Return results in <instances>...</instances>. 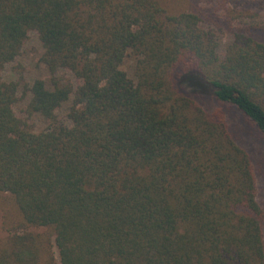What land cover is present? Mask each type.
<instances>
[{
    "label": "trees",
    "instance_id": "1",
    "mask_svg": "<svg viewBox=\"0 0 264 264\" xmlns=\"http://www.w3.org/2000/svg\"><path fill=\"white\" fill-rule=\"evenodd\" d=\"M254 9L0 0V264H264L258 177L227 114L264 141V24H238ZM203 23L232 35L223 58ZM31 31L48 79L5 81ZM20 92L43 129L16 115Z\"/></svg>",
    "mask_w": 264,
    "mask_h": 264
},
{
    "label": "rangeland",
    "instance_id": "2",
    "mask_svg": "<svg viewBox=\"0 0 264 264\" xmlns=\"http://www.w3.org/2000/svg\"><path fill=\"white\" fill-rule=\"evenodd\" d=\"M253 17L250 19H242L238 24L246 25L249 22L255 21L261 24H264V9L252 10ZM246 23V24H245ZM205 28L210 29L215 32L216 38L219 44L218 54L221 58L225 55V50L227 45L233 40L232 35L228 34L226 31H219L212 25L207 23L202 24ZM43 54V48L39 40L38 33L31 31L29 37L24 43L21 54L13 62L7 64L2 72V78L5 81H21L23 84H31L35 79L41 78L44 80L48 79V73L45 66L41 63L40 58ZM133 60H128L123 65V69L132 77L133 76ZM70 78L74 80L75 83H78L74 77L67 73ZM19 94L20 100L15 104L14 111L16 115L27 122L31 129L39 131L45 127L43 120L38 117L29 118L26 116L24 109L27 104L25 97ZM66 108H62L59 111V116L62 120H66ZM235 109H227V114H229V121L241 139L243 140L244 148L250 153L253 160L255 170L257 173V183L259 188L258 198L264 202V141L259 135V133L253 129L245 126L243 121L237 120L235 115L239 116V113ZM67 121V120H66ZM4 235V234H2Z\"/></svg>",
    "mask_w": 264,
    "mask_h": 264
}]
</instances>
